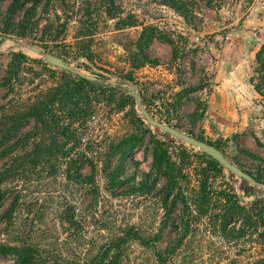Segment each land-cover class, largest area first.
<instances>
[{"label":"rangeland","instance_id":"374dc122","mask_svg":"<svg viewBox=\"0 0 264 264\" xmlns=\"http://www.w3.org/2000/svg\"><path fill=\"white\" fill-rule=\"evenodd\" d=\"M178 1L185 16L164 0L0 3V107L11 98L18 107L41 89L77 86V76L16 43L63 58L105 88L78 86L97 113L76 125L81 147L60 159L56 175L41 165L0 185V217H8L0 225V245L32 239L45 264H91L107 247L113 250L106 264H253L264 257V238L253 234L255 228L237 234L249 217L246 210L264 207V187L210 170L198 149L145 120L141 125L130 91L137 89L156 120L219 146L250 174L264 175V69L257 62L259 53L264 60V0ZM8 19L15 26L6 33ZM141 45L158 65L133 69ZM14 54L27 59L15 94L6 99L3 81ZM21 136L2 140L0 155L15 149L1 158L0 171L31 148L16 144ZM132 136L139 137L137 147L122 159L119 147ZM89 147L97 162L95 184L88 186L84 177L67 181L64 170L74 163L75 175ZM157 149L168 152L170 167H153ZM147 176L149 186L140 187ZM165 186L174 192L169 199L162 195ZM180 193L184 200L175 203ZM231 227L234 235L226 230ZM130 229L147 245L125 238L118 247V237ZM0 264H18L17 256H0Z\"/></svg>","mask_w":264,"mask_h":264},{"label":"trees","instance_id":"16d2710c","mask_svg":"<svg viewBox=\"0 0 264 264\" xmlns=\"http://www.w3.org/2000/svg\"><path fill=\"white\" fill-rule=\"evenodd\" d=\"M2 1L3 0H0V3ZM18 3L19 0H15L14 4ZM14 4L12 5V8H14ZM164 4L176 11H179L181 14H183V16H185L186 13L184 3H180L178 0H164ZM18 25L20 26V24ZM14 26V24H11V20L8 19L7 24L5 25L6 33L12 32L11 29H13L12 27ZM19 26H16V28ZM139 48L141 51L140 56L136 59H133L132 61L134 70H139L145 65H158L159 62L157 60H153L147 53L144 52V45H141ZM26 59L27 58L23 54L13 55L12 62L6 71V77L3 81L4 86L8 90L6 93V99L15 94L17 90L16 82L21 78L22 66ZM257 62L259 66L264 69V60L262 59L261 53H259L257 56ZM76 78L77 80L75 82L77 86L69 85L68 87L61 89L58 87L46 88L43 90L41 89L37 95L29 96L28 99L24 100L23 104L18 107H15L12 98L7 102V104L0 107V145H2L1 142L3 139L10 140L13 138V135L20 133L22 136L20 140L16 142V144L22 142L26 147L31 146V148L27 150L24 155L14 157L9 165L0 171V185L3 182H8L12 179H15L19 173H26L30 172L31 170H36L41 165H44L45 168L51 169L56 175L60 159L67 161L76 152V150H78V148L80 149L82 138L79 137L80 135L79 131H77L78 128L76 125L78 124L80 127H82L83 124L81 120L95 117L97 111L93 106L91 99L89 97H86L87 99L84 98L80 92L77 91L78 86L98 88L101 91H105V88L95 82H91L80 77ZM125 80L131 82L133 81L130 76H126ZM143 102L145 103L144 100ZM132 105L135 115L138 116L136 104L132 102ZM61 115L67 116L69 118L70 121L67 123V125H64L63 121L60 119ZM137 119L141 125H145L143 118L138 117ZM167 124L170 125L169 122H167ZM28 128L31 129L28 131ZM175 128L181 130V128L178 126H175ZM60 137H62L65 141L61 142ZM198 139L205 142L200 138ZM138 140L139 137L132 136L130 139L124 141L121 144L122 146L119 147V150L122 152V159L129 155L133 149L137 147ZM133 142L134 145H131ZM206 143L214 145L209 142ZM92 144L93 143H90L86 146H91ZM262 146L264 147V144ZM215 147L222 150L217 145H215ZM14 149L15 146L12 145L5 149V152L0 155V160L1 158H7L8 156L12 155ZM239 151L245 154H251L242 148H239ZM90 152H92V150L89 147V149L83 154L82 168L80 166L79 169L75 171V175L72 173V169H75L74 163L70 164L71 166L69 168L66 167L64 172L67 181L72 182L74 180L76 181L77 178L82 179L84 177L86 180L84 182L88 186L93 187L92 185L95 184V175L97 174V162L94 160V155H92ZM223 153L225 152L223 151ZM110 154H113V147H111ZM202 155L208 160L207 164L210 170L217 173L224 172V169L216 161L212 160L205 154ZM170 164L171 159L169 158L168 152L164 151L163 149H157L154 153L153 167L156 170H162L164 166L170 167ZM85 167H87L88 170L84 172ZM107 168H110L109 161L105 163L104 170L106 171ZM251 175L258 182L264 185V175H262V173L258 175L251 173ZM114 177V173L113 175H110V178L113 179ZM149 178V176L145 177V179L139 183V186L142 188L148 187ZM123 179L129 182L134 178H129L126 176L123 177ZM246 183L249 184L248 182ZM162 190V195L165 196V199H169L172 194H174V192L170 191L168 186L163 187ZM89 191L91 190L89 189ZM203 192L205 191L203 190ZM250 192L253 193L254 188L248 185L247 195H251ZM94 194H96L95 191ZM174 197V202L177 203L178 200L182 198V193L178 195L175 194ZM14 199V204L17 206L21 197L17 195L14 197ZM246 211L249 217L246 218L245 225L239 229V233L235 227H231L226 230L228 233H232L233 235L237 232V234H241V236H243L245 234L244 231L246 228L249 229L250 226H252L255 228V233L253 234H257L258 236L264 238V207H261V209H247ZM6 216L7 215L0 217V225L4 220H7L8 217ZM168 216H170V211L168 212ZM125 238H128V242L133 240L140 242L143 246L147 245L146 240L140 235L139 232L130 229L127 234L124 233L122 236L118 237V247L123 243L126 244L127 240ZM112 250L113 249L110 247L105 249L102 248L101 254H99V256L96 257V259H94L91 264H106L110 258ZM39 252V246L35 241H32V239L26 241V239L23 237H18L13 244L0 245V256H8L9 254L13 253L17 256L18 264H45V261H43V259L40 257ZM253 264H264V257Z\"/></svg>","mask_w":264,"mask_h":264},{"label":"water","instance_id":"95a60500","mask_svg":"<svg viewBox=\"0 0 264 264\" xmlns=\"http://www.w3.org/2000/svg\"><path fill=\"white\" fill-rule=\"evenodd\" d=\"M26 48L38 55H41L47 64L52 65L55 68L64 70L82 79H85L91 82H96L99 84H103V81L99 79L98 77L87 75L86 73L73 68V66H71L67 61H65L61 57H58L52 53H45L40 48L35 47V46L26 45ZM116 85L117 84H113V86H116ZM130 91L134 96L136 107L138 111L140 112V116L146 121L148 125H150L153 128L161 130L163 133L167 135H170L176 139L181 140L185 144L195 149H198L203 154L207 155L212 160L216 161L224 170L230 172L231 174L238 177L239 179L250 183L253 187H258V188L264 187V185L258 182L249 172H247L246 170L242 169L238 165L231 162L226 157V155L214 145H210L206 142H203L199 140L198 138L188 135L175 127H172L168 124H165V123H162L156 120L145 107L143 103V98L137 92V89L134 86H132L130 88ZM263 196H264V193H263Z\"/></svg>","mask_w":264,"mask_h":264},{"label":"bare ground","instance_id":"6f19581e","mask_svg":"<svg viewBox=\"0 0 264 264\" xmlns=\"http://www.w3.org/2000/svg\"><path fill=\"white\" fill-rule=\"evenodd\" d=\"M26 45L27 44H19V43H16V47H23V48H26ZM13 46V45H12ZM9 45H5L4 47H3V50H5V49H9Z\"/></svg>","mask_w":264,"mask_h":264}]
</instances>
